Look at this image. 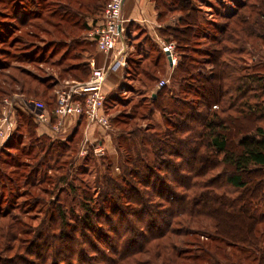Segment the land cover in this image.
<instances>
[{
  "label": "trees",
  "instance_id": "trees-1",
  "mask_svg": "<svg viewBox=\"0 0 264 264\" xmlns=\"http://www.w3.org/2000/svg\"><path fill=\"white\" fill-rule=\"evenodd\" d=\"M95 1L91 8L94 17L102 12L101 4L107 0ZM178 2L180 24L168 30L175 40L185 45H179L181 58L175 68L184 74L181 87L188 86L189 93L204 100L205 111L199 109L202 104H197L195 99L168 97L167 85L144 97L146 104L143 100L142 104L147 111H143L142 117L151 118L160 112L162 125L155 130L152 126L122 127L116 137V150L123 172L114 176L111 170L116 162L104 158L110 162L108 175L92 181L93 190L85 188L80 215L73 206H67V210L59 203L51 213L52 220L31 227L29 250L38 258L35 264H222L217 251L234 264H241L239 260H232L236 252V256L245 255V259L264 264L261 245L264 216L258 213L264 204V129L255 122L256 112L262 105L252 101L257 92H264V84L252 87L237 68L230 66L228 56L239 51V47L227 25L218 29L224 32L223 38L216 40L220 46L208 50V57L202 59L218 69L217 81L201 73L191 74L194 62L200 60L186 53L190 47L185 48L194 41L200 20L190 1ZM6 3L12 5V17L27 24L33 18H42L44 3L48 2L11 0ZM68 10L63 9L66 15ZM73 12L81 14V10ZM52 13L57 14V10ZM90 17H86V31L91 28ZM249 18L245 17L242 23L246 24ZM160 31H164L163 27ZM236 33L237 30L232 32ZM224 40L234 41V45H221ZM225 54L227 57L222 59ZM128 60L129 64L133 62ZM89 66V63H78L66 70H75L74 79L84 80ZM146 71L149 80L158 81L156 74ZM254 78H257L255 73ZM249 92L253 95L247 97ZM113 94L107 96L106 109L109 97L112 96V101L117 98ZM216 101L223 105L212 110ZM133 116L110 118L120 126L128 125ZM24 119L30 123L34 118L30 114ZM72 137L73 133L56 145L57 139L43 135L52 142L51 148L70 143ZM93 161L98 165L95 157ZM65 178H58L56 184L65 182ZM14 216L9 211L0 212V219L12 221ZM200 217L214 220V233L193 226ZM4 228L0 225V231ZM22 233L28 231L22 230Z\"/></svg>",
  "mask_w": 264,
  "mask_h": 264
},
{
  "label": "rangeland",
  "instance_id": "rangeland-1",
  "mask_svg": "<svg viewBox=\"0 0 264 264\" xmlns=\"http://www.w3.org/2000/svg\"><path fill=\"white\" fill-rule=\"evenodd\" d=\"M8 1L11 0H0V128L5 126L3 111L6 106L7 111L9 108L5 100L15 97L30 103H44L51 120L47 124H40L34 117L33 111L36 108L35 110L32 108V111L17 107L15 116L8 114V119L16 123L17 131L14 138L8 143L9 139L5 141L0 136V212L9 211L15 215L12 221L0 219V225L5 227L3 231H0V263L35 264L38 258L29 250L31 227L38 226L42 221L52 220L51 213L54 212V206L59 203L66 207L73 206L76 214L80 215L83 212L81 206L83 191L86 187L92 189V181L108 173L110 162L103 160L104 158H112L116 162L111 170L114 176L123 172L124 167L121 161H118L119 152L116 150V137L121 133L122 127L129 129L152 126L155 130L162 125L163 118L160 112H156L151 118L142 117L147 111L144 97H147L151 91H156L161 80H168L165 84L170 90L168 97L179 100L195 99L197 104L201 102L199 109L202 111H205V102L200 100L199 96L189 93L188 86L181 87L180 79L184 74L177 71L175 66H170L169 61L167 60V63L165 56L161 53L160 46L163 52V46L172 43L178 61L181 58L179 45H185V43L175 40L171 31L168 30V27L180 24L178 17L181 12L177 8L179 2L178 0H157L159 22L164 29L163 32L157 31L159 43H156L155 38L153 39L150 34H146V29L141 25L126 26L125 23L126 30L129 29V35L125 39V45L128 48L127 58L134 62L130 63L132 79L125 80L122 85L113 88L112 91L110 87H107V82L105 84L106 93L110 91L117 96L115 101L111 100L112 96L109 97L108 107L106 109L105 104L101 113L109 118L110 126L99 122L91 123L88 117L82 115L78 117L82 121L77 126L76 132L73 133L72 130V119L75 117L66 119L60 132H55L52 127L58 122L59 92L74 81L88 80L93 70L101 67L89 62L97 51L106 56V53L99 49L94 33L101 19L105 17L104 9L110 0L101 4L102 12L95 17L91 13L95 0H47L48 3H44L45 13L42 18H33L27 24L12 17L13 9L10 3H6ZM188 1L198 11L200 20L194 41L185 48L190 47L189 51L185 50L186 53L200 60L194 62L195 67L192 66L191 74L201 73L202 76L217 81L218 69L211 63L202 62V59L208 57L206 54L208 50L220 46L216 40H221L224 32H219L218 29L222 25H227L228 31L239 47V51L230 53L228 56L230 66L237 68L239 73L246 77L244 81L251 83L252 87H261L264 84V5L262 3L264 0ZM67 7L71 8L68 10ZM63 9L68 10L67 15ZM54 10H57V14L52 13ZM76 10H81V14L73 12ZM41 12L43 13V10ZM61 15L67 20H63ZM89 16H92L88 19L91 28L86 31L85 21ZM245 17L250 18L246 24H243ZM14 23H17L16 27ZM242 29L245 31L242 32ZM236 30L238 36L232 34ZM225 43L234 45V41L225 40L221 45ZM122 44L119 43L120 46ZM118 49L112 52L115 53ZM161 56L163 57L159 61L158 57ZM225 57H227L226 54L222 59ZM78 63L90 65L84 80L74 79L75 70H66L67 67H73ZM146 69L156 74L158 81L149 80ZM254 73L257 78H254ZM251 95H253L252 92H249L247 97ZM142 100L145 104H142ZM252 101L262 105V108L256 112L258 118L255 122L264 129V92L261 90L257 92L256 96L252 97ZM221 105L223 102L216 101L211 109L217 110ZM30 114L34 119L28 123L26 121L28 119L24 117L28 118ZM132 114L134 118L128 120V125L119 126L118 122L113 123L110 118L128 119ZM195 124H198L197 121ZM40 126L43 127L39 130ZM45 128L52 129L51 136L58 141L56 145H59L60 139L73 133L72 140L60 148L57 146L51 148L52 142L43 138V135H47L44 133ZM40 137L42 138L39 139ZM100 144L104 147L105 154L95 151V146ZM94 157L98 165H95ZM213 161L211 158L210 162L213 163ZM60 177H66V181H59L56 184ZM67 210H69L68 207ZM258 213L264 216V204L258 209ZM195 220L193 225L195 228L215 232L214 220L202 217ZM261 229L264 230V225ZM22 230L28 233L23 234ZM261 245L264 247V235ZM212 249L217 251L215 247ZM230 251L235 250L230 249ZM236 253L232 256V260H239L241 264H257V260L252 262L250 259H245V255L239 257ZM216 255L220 257L222 264H234L231 260H225L222 253L217 251Z\"/></svg>",
  "mask_w": 264,
  "mask_h": 264
},
{
  "label": "built area",
  "instance_id": "built-area-1",
  "mask_svg": "<svg viewBox=\"0 0 264 264\" xmlns=\"http://www.w3.org/2000/svg\"><path fill=\"white\" fill-rule=\"evenodd\" d=\"M126 0H110L104 9V18L98 24L94 33V38L98 42L99 49L106 53V62L99 68H95L90 78L86 81H74L65 89L59 92L57 116L58 122L53 125L55 132H60L64 121L70 117H80L85 115L89 122H99L103 125L110 126L109 118L101 115L106 103L108 94L105 91V84L109 76L119 71L127 63L128 48L125 45L127 31L125 28V19L123 18V6ZM119 43H123L122 46ZM117 52H112L115 49ZM163 50L171 66L178 62L177 56L173 51V44H165ZM113 53V54H112ZM168 80H161L158 87L164 86ZM5 104L9 105L8 111L5 107V126L0 128V136L3 140H8L15 131L16 123L8 119V114H13L17 107L26 110L32 108L35 120L40 124H47L51 118L49 112L44 107V103H30L22 98L15 97L6 99ZM34 104V106H32ZM95 151L99 154H105L106 151L102 144L95 146Z\"/></svg>",
  "mask_w": 264,
  "mask_h": 264
},
{
  "label": "crops",
  "instance_id": "crops-1",
  "mask_svg": "<svg viewBox=\"0 0 264 264\" xmlns=\"http://www.w3.org/2000/svg\"><path fill=\"white\" fill-rule=\"evenodd\" d=\"M123 16L126 19V26L141 25L142 27H144V29H146V34H150L153 39L155 38L154 41H156V43H159V36L157 34V31L160 30L161 23L159 22L160 17L159 10L157 8V0H126L123 6ZM126 31L128 35L129 29ZM160 48L162 55L165 56V60L168 63L166 53L164 51L162 52V46H160ZM163 56L158 57L159 61H161V58ZM128 59L129 57L127 58V63L124 67L109 76V79L107 81V87H110L111 91L114 90L113 88H118L119 85H122L125 80H128L132 77V73L130 72L132 66L131 64H129ZM89 62L90 64H94L95 66H102L106 62V56H104V54H102L101 52L97 51L96 55L91 57ZM107 94L109 95L111 94V92L108 91ZM81 121L82 119L77 117L72 119L73 126H71L73 127V129H71L73 130V133L76 131L77 126H79V123ZM42 127L40 126L39 130ZM44 133L51 136L52 129L48 128L47 130L45 128Z\"/></svg>",
  "mask_w": 264,
  "mask_h": 264
},
{
  "label": "water",
  "instance_id": "water-1",
  "mask_svg": "<svg viewBox=\"0 0 264 264\" xmlns=\"http://www.w3.org/2000/svg\"><path fill=\"white\" fill-rule=\"evenodd\" d=\"M155 96V95H154Z\"/></svg>",
  "mask_w": 264,
  "mask_h": 264
}]
</instances>
